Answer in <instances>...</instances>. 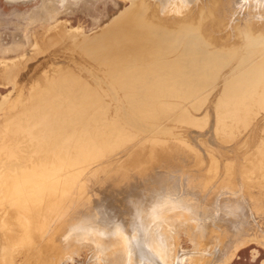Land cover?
Listing matches in <instances>:
<instances>
[{
    "label": "rangeland",
    "instance_id": "1",
    "mask_svg": "<svg viewBox=\"0 0 264 264\" xmlns=\"http://www.w3.org/2000/svg\"><path fill=\"white\" fill-rule=\"evenodd\" d=\"M222 1L226 2L227 0L226 1L221 0V3ZM236 1H237L236 3L230 4L229 8L227 9L228 15L225 17V20L223 22L213 21L214 22L213 23L208 21L206 27H201L199 24L197 25L196 23H194L190 27H187L185 25L186 19H188L186 16L190 14V12L189 9H187L188 12L183 11L185 14L181 12V8H183V4L181 0H27L18 3H13L9 0H0V118L7 113L11 105L19 97L25 94V88H24L25 84L36 73L37 68L39 67L38 66L39 60H41L42 57L51 54L52 51L53 54L58 55L61 59L59 60V62L61 61L60 65L57 68H55V76L56 79L59 80L57 82V85L54 86V91L52 93H48L47 91H45V93H42V95H40V96H44L42 103L39 104L36 103V106L34 107L32 106L30 109L27 110L28 111L26 114L27 117L25 116V118H23L21 127L19 128L15 137L13 138L14 140L13 139L11 140L10 143L11 150L15 152V154L17 155L14 157V159L11 158L12 161L9 159V162L11 163L8 162V165H17V163L19 162L18 166L25 168L23 169L24 173H29V168L31 167V164L33 163L40 164L41 161H43L42 160L43 158L41 157H44L46 155L45 150L47 152H52L53 154L62 153L66 155L69 154L73 155L75 153L74 150L73 152H71L72 147L70 148L67 145H64V147H62L63 144H61V142L59 141L61 139H58V137H56V134L53 136V134L56 132L55 130H57L55 128L59 127L57 126L56 123L59 120L58 119L59 116L53 114L54 110L58 112H63L66 109L68 111L71 109V107L74 108L76 107V105L78 106L80 102L87 103L91 99L93 102H95L94 99H96L97 100L96 104H98L99 106L94 108L93 105L90 106L91 108L90 107L87 108V112H89L92 116H90V118L88 117L86 119V122L81 124L79 129L81 127H84L83 133L84 135H86V137L84 136L85 138H87V136L92 137V135L95 134V129L97 130V134L100 136V142L97 141L94 137H92L94 138L93 143L97 149L94 147L95 148L94 150V148L91 147L93 151H90L89 149L85 148L86 149L85 152L88 151L87 154L85 153L86 156L91 152L92 154L93 153L96 154V156L99 153L98 154L99 158L96 156L93 157L92 159L94 161L91 159L89 160L86 159L88 166L87 163H85L82 169L81 167L78 169L80 170L79 173L73 175L72 178H68L67 182L62 180L64 178V176L62 175L65 174H58V176L54 174L56 177L62 176L61 178L59 177L60 180H57L59 178H54V176H49L53 179V181H51L52 179L49 177L47 179H44L45 176H43L42 178L37 176H29L38 183L39 189L48 190V191L53 189L52 193H54V196L51 198V202L49 203L46 202L47 204L43 203L40 205H36L39 208L37 209L40 211V213L48 212L50 210L47 218L42 219V222L40 218L37 217L34 218V215L30 214L31 212H29V209L31 211L36 210V208L32 207L33 204L28 205V203L30 202H26V201H25L26 203L24 202L23 204V202L19 201V198H17L16 195L20 193V191H17L15 186L18 189L19 188L29 189L32 188L36 184V182L34 183L25 182L21 178L19 184L15 183L13 179H16V176H10V174L1 171V169L3 168L2 166L3 165L6 166L7 164L6 161L8 160L5 159L3 153L0 152V264H62L64 257L72 254H78V258L75 260V264H90V258L96 254V249L94 247L95 240L93 239L88 238L87 241L78 240V242L72 240L67 245L68 253L65 254L64 256L56 252V250L58 249L57 245L60 244L59 242H60L61 234H63V236L65 235V233H62V231L63 229L67 230L65 228L66 222H69L71 220V222L86 223L85 218L89 217L88 215L89 210L87 208L88 203H84L85 201L84 196L94 195V200H95L96 198L95 196H97L96 192H100L101 188L99 187H101L102 184H104V186L102 185L103 186L102 189L103 188L109 189V183H107L108 185L106 184L108 187L107 188L105 186V183H103L104 182L103 177H106L110 180L114 177V181L117 180L116 182L122 184H125L127 181L129 180L131 181L133 179L132 180L133 185L135 181H138L140 186L143 187L144 181L142 180L141 177L149 176L150 174L152 176V174H154L155 172H156L155 173L156 176H165L164 177V181H166L164 182L165 184L167 182H172L173 184L175 181H177L178 187L175 188V192H176L175 195L176 194L177 195L176 196L172 195L170 193V190H168L167 185H164V187L160 191H158V194H155V198L156 196L158 198L160 194H164L167 197L166 198L161 197L162 199L159 197V200H157L158 202L156 201L157 203L153 202V200L152 201L150 200L152 203H154V205L153 204L151 205V202L145 203L144 205L149 208L147 209L146 207H144L142 209L143 206L141 207V216H140V221L138 223H139V228L141 230V234H143L142 233L143 230L145 229L147 230L149 227L152 226L153 224V221H151L152 217H154V215L157 214L156 210L158 206L159 207L161 206L160 203L162 202L161 204L163 205V210L158 208L159 209L157 210L159 211L158 214L160 213L169 214V216H173L174 219V227H173L174 229L170 230L169 228H167L165 233L166 242L168 241L167 246L171 251V256H173L172 264H181V262H178L179 257L180 258L184 257L182 264H197L200 263L201 260H203L205 257L206 258L203 261L210 263L211 261H213L214 255L223 253L227 243L232 244L234 252L232 254L231 260L226 264H264V209H263L264 208V201H263L264 200L263 197L264 196L263 194L264 193V188H263L264 162H261L264 159V154H263L264 153V117H263L264 115L261 114L262 109L264 111V108H262L261 113H259L260 112L259 98L261 100L262 97L264 98V91L254 90L249 86L248 87L243 86L242 87L243 90L241 89L240 91L242 93L240 94L239 92L240 96L238 95L237 101L228 98L229 99L228 101L230 102L229 104L228 101L226 102L228 106L225 104L227 107L225 106L226 110L225 109L223 110L225 111L229 110V112L228 111L227 112L229 114L231 113L230 116L233 113L235 114L236 110L238 112L242 109H243L242 111L249 113L247 107H251V106H248V104L245 105L247 100L249 102L253 101V104L254 102L256 103V100L259 101L258 103L259 107H257L259 108V110L257 108L256 109L259 111L258 113L260 114V117H258L259 114L256 112L257 110L253 111V107L251 109L252 111L250 110V112H253L251 113L252 115H249L250 117H248L247 113L245 114V112L244 113L238 112L236 113L237 115L235 114V116H238L239 114L241 115L242 113L246 115V117H244L245 122L242 121L243 123H241L240 121L241 119H243L241 117L245 115H242L241 117L239 115L238 116L239 118L237 117V120L240 119L238 120V122H240L239 124L243 125L245 123L244 126H241L239 124L235 125L236 123H238L237 120L236 122L233 121V123L235 122L233 124L234 126L231 125L232 122L230 123V121H232L233 119L235 120L236 118L235 117L233 118V116L232 117L227 116L229 114H226V116H221V115H225L226 113L225 111H224L225 113L220 115V113L223 112L222 109L220 112V108H224V107H221V104H223L221 102L222 100L218 99V96H216L217 94L220 95L221 94L220 92L224 91L227 88L226 86H228L232 82L238 81L242 77L246 75H250L253 72H256L254 71L255 69H258L257 71H259L262 70L264 67V61H263L264 60V49H263L264 48V14H263L264 6L258 5L257 0H236ZM140 3H142V5L144 6L148 5L147 9H144L146 7H143V9L141 10L143 12L142 13L143 20L140 21L141 22L140 24H143V22L146 25L149 24V22L147 21L148 17L152 16V18H154L155 16H159L158 14H161L160 15L161 19L159 17H155V21H156V28L154 27L155 31L153 33H149L153 35L152 38L153 37L155 39L158 38L156 39L158 42L154 38L153 39L150 38L147 41V39L145 38H147L148 36L150 37V35L147 34L144 40H142L143 43L141 42V45L137 47L139 50H137L135 49V47L133 48V41L137 39L134 30L137 32L140 24L137 23V21L135 22L131 21V23H127L126 20L127 18L131 17L134 14L135 9L139 6ZM180 4L182 6H180ZM176 7H180V8H176ZM154 9L156 10L158 9V10L156 11ZM173 10L181 13L180 14L177 13L178 16L177 15L175 16ZM167 11H169V16ZM171 13L174 14L172 15ZM183 37H185V39L187 38L188 39L185 40L183 39ZM162 38L165 39L163 40L164 47H162V42L161 43L159 42V39L161 41ZM178 38L180 40H178ZM197 38L198 40L199 39L200 40L198 41ZM182 39L183 41L185 40L184 43ZM191 40H193V43ZM166 41L169 42L167 43ZM195 42L197 44L196 46L194 44ZM165 43H167V45L169 44L170 47H168ZM182 43L183 45H181ZM188 43L189 46L187 47ZM190 43L192 44L191 50L189 48L191 46ZM200 44L201 45L204 44V45L201 46ZM171 45L174 46L172 47ZM179 46H181V51H179L180 48ZM165 47L167 48V50L171 49L172 47V50L174 49L173 51H175V48L179 47L178 48L179 52L175 51L178 53L177 54L172 50L165 51L166 50L164 49ZM197 47H199L200 50ZM131 48L138 51L136 52L135 55L136 57L133 56L135 54L134 53L135 50L133 51ZM193 48H195V50H193ZM162 49L164 50L165 53H159V51L162 52ZM186 49L188 52H185ZM129 50H132L131 53L132 57L135 58L130 59L131 58L130 57L129 60H127L125 56ZM142 51L144 53H142ZM156 51H158L157 53L159 54H157ZM147 52L149 53V55H147L148 54ZM137 53L138 54L141 53L144 56L142 57L141 55L140 57L138 56ZM152 53L154 54L152 55ZM183 54L185 55V57ZM194 54L196 56H191ZM181 55H183V57ZM120 60L121 62L122 60H125V62L123 61V65L120 62ZM203 60L204 63L205 61L207 63L204 64ZM214 60L217 61L218 65ZM117 62H120V65ZM208 62L214 64L211 65L208 64ZM110 63L111 65L113 63L114 64L117 63V65L115 64L116 65L115 66L113 64L111 66L109 65ZM239 63H241V65ZM95 65H97L98 67ZM77 66L79 67L76 68ZM107 66L111 70L107 74H109L113 82L116 81L115 78H117L118 75H119L118 78H120L122 75H124V73L125 75L123 76V82L125 81V79L127 81L129 80L133 82L131 83L132 86L128 91L125 88V84L121 88L122 92H120V90L118 89L117 90L111 89V86L107 84L109 81L108 77L105 80L107 74L105 77H103L105 74L103 72H105V70L108 68ZM214 66L217 67L214 68ZM218 66H220L219 70H218ZM222 66L224 69L222 68ZM101 67L102 68L105 67L103 71L101 72L96 71V68H101ZM118 67L122 68V69L119 68L121 70L122 75H120V70L116 69ZM124 67H126L127 69H125ZM73 68H75L76 70V76L78 77V81L76 76L74 77L71 76L70 71ZM116 70L118 72H116L115 74L114 72ZM131 70L133 73L131 72ZM137 70H140L141 73L140 77L138 75L139 71ZM216 70L217 72L218 71L220 72L217 74ZM211 71H215V72L212 73ZM143 72L144 75L142 76ZM202 72L205 73L203 74ZM231 72L233 73L231 74ZM241 72L243 73L240 74ZM234 75L236 80L234 78ZM200 76L202 79L205 77L204 79L206 81L208 80L207 82H204L205 80L203 79L204 80L203 83H205V86L207 87V85H209L207 88H204L202 86L203 88L202 89L201 86H199L200 84L201 85L203 84L199 82V80H202ZM208 76L210 77V79H208L209 78ZM216 76L219 78H217ZM72 77L73 78L76 77V78L73 79ZM100 77L103 81L99 79ZM182 77L184 78L182 79ZM214 77L216 78V80L213 79ZM193 78L196 79L197 83ZM75 80L80 84H78ZM111 80L109 81V83L112 82ZM190 80L193 81L190 84L195 83L197 85L199 83L197 87L199 86V88H201V90L203 91L198 93L200 89L197 90L198 91L197 92L195 90L197 88L196 85L189 84V82H191ZM211 80H213V82ZM71 81L72 82L74 81L75 83L74 82L72 83ZM209 81H211L212 83ZM76 83L77 85L74 88V85ZM104 83L107 84L106 85L107 88L105 87ZM69 84L72 86H70ZM66 85L69 86V88L72 87L71 88L72 91ZM188 85H190L191 87L193 86V88L195 86V89L192 88L193 89V92L191 91L192 93H189L190 92L189 89L191 87L189 86L190 87L189 88ZM77 87L81 89L78 90ZM82 87L85 88L83 89ZM223 87L224 89H222ZM123 90L126 91L124 92ZM218 90L219 93H217ZM252 90L256 91L257 93H254V91ZM115 91H117L118 93ZM248 92L252 95L251 100L247 96L243 97L247 95ZM60 93L61 96H59ZM102 93L104 94L106 93V94L105 95L103 94L104 95L103 96ZM188 93L189 95L194 94L195 96L194 95L187 96ZM70 94L71 95L76 94V95L72 97ZM95 94L99 95L100 97L96 96ZM210 94L212 97H209L207 102L206 96ZM213 95H215L216 99L218 100L216 103H214V101L216 100ZM101 97L103 101H101ZM73 98L75 99L74 101ZM243 98L246 100H244ZM50 99L54 101V104L52 100L50 101ZM204 99L206 102H204ZM240 100H243L245 102L242 103V105H244L243 107L242 105L239 106L241 104ZM200 101H203V106L208 111H206L204 107L200 105L201 103ZM219 101L221 102L220 108H218ZM51 102L53 105L50 104ZM198 102L200 108H203L204 111L206 112H204L203 109L199 111L198 108H197L198 110L195 109L193 111L192 108L198 105ZM209 103L211 105H209ZM213 103L218 104L217 105L218 107L215 105V108L217 107L216 109L213 107L214 106ZM68 105H70L69 106L70 109L68 107H65ZM237 106L240 107L239 110L237 109L238 108ZM255 107L256 106H254V108ZM211 108L214 109L212 110ZM45 109H49V110L47 111ZM217 109L219 110V113H217L218 112ZM191 110L193 111V113ZM196 110L197 113L202 111L201 113H199L200 115L204 112V116L209 117V118L207 117L208 121L207 122L205 121V126H202L203 124H201L200 128L198 125L197 127H195L197 122L200 125V123H203L204 122L203 120H207V118H204L202 114L201 115L202 117H200V119L198 117L197 119L196 117L197 113H195ZM214 110L218 114V116L219 115L221 116V119L224 118L225 120L224 123L222 122L223 120L220 121L221 119L217 115L216 117L218 118L215 117L216 119H213L215 116V115L212 116ZM187 111L188 112L190 111L192 113V117L190 116L191 114L190 112L189 115L186 114L188 113ZM94 112H97L98 115H96ZM255 112H256V116L254 115ZM193 115H196L194 117L195 119L193 118ZM34 116L36 117L34 118ZM50 116L52 117L49 119ZM253 116L256 117L257 120L256 122H253L255 121ZM225 117L229 118V119L227 118L229 120V123L227 122L228 120H226ZM252 117L253 119H251ZM262 117L263 119H261ZM55 118L57 119L56 121H53L54 122L53 123L52 120H54ZM189 118L190 119L192 118L195 121H192V119L190 120ZM188 119L192 123H190ZM24 120L26 121L24 122ZM185 121L188 123H186ZM34 122L36 127L32 126L34 125ZM50 122H51L50 126L51 125L54 126V124L56 125L54 126L55 128L52 127L53 128L52 129L49 126L48 123ZM215 122L219 123L217 125H219L221 131L224 130V127H226L224 133L221 134V131L219 133V128L216 127L217 125ZM27 123L29 124L27 125ZM36 123L40 125H37ZM221 123H223L224 126ZM253 123L256 125H252ZM220 125H222V127H220ZM257 125L259 127H257ZM188 126H190L189 128L192 127V129L189 130V134H190V135L188 134L189 137H193L197 135L196 137L191 138L192 141L188 139L189 137L187 138V131H188L187 128H186V132L185 131L184 133L182 132V130H185V127ZM30 127L32 128L34 127L33 130H31ZM114 127H118L121 130L123 139H121V136H119V132L118 133L112 132L111 136L113 137L114 140L109 142L110 131ZM193 127H195L196 129L194 130ZM201 127L202 129L203 127H207V128L205 130L203 129L204 132H202L203 130L201 131ZM232 127L234 129H232ZM237 127H239V129H237ZM252 127L254 128L253 131H252ZM44 128H47L48 130L52 129L53 130L52 132L55 131L53 134L52 132L51 133L49 132L52 135L53 138L52 137L51 138L53 140L49 138L51 135H48L49 133H47V130ZM197 128H199L200 130ZM211 128L217 131L215 132L211 130ZM249 128L251 130H249ZM34 130L37 132H35ZM193 131H195L194 133L196 135L194 133H191ZM205 131L207 135L205 134ZM212 132H214V134ZM24 133L26 135L25 137H24ZM36 133H38V135H36ZM21 134H23V136ZM32 135L33 137L31 138L33 139H30V136ZM40 136H42V138ZM27 137H29L30 141L31 140L34 141V142L32 141V143L36 145L37 143H39L38 145L39 146L42 145V146L41 147L36 146L37 148L36 147L34 148L35 145H32L33 149L34 150L36 149V152L32 149H31L32 152H30L28 149L32 148V146H30L29 144L32 143L27 139ZM35 137L37 139H35ZM39 137L43 142H45L46 139L45 143H48L49 140L51 139L49 143L52 144L54 143L52 145L53 148L51 146V148L49 149L50 144L41 143L42 142L41 140L38 142ZM162 137L165 140H163ZM155 138L157 139V141ZM221 138L222 141L224 140L223 142L221 141ZM34 139L36 140L37 143L35 142ZM159 139H162L163 141ZM184 140L187 142L183 143ZM20 141L23 143L26 141L25 145ZM151 141L152 142L155 141V142L152 144L150 143ZM199 142H201V145ZM216 142L218 143V145ZM176 143L179 144L177 146L181 147V150L183 146L182 144H188V143L189 145L191 144L190 151L192 149L195 150L196 151L195 154L192 152L189 154L188 153L189 151L187 150L189 149V147L186 148L189 145H184V148L186 149L183 148V150L184 152L188 151L187 152L188 154L186 153L184 156L183 151H181L182 153L178 151V149L180 150V148H177L176 150V147L175 148L173 147V149L176 150L175 154L177 153L180 154H177L178 155L177 157L174 156L175 154L171 155L172 157L169 156L170 154H173L172 148L170 147H172L173 145L176 146ZM11 144H13V146ZM43 145L45 146L49 145V146L43 148L44 149L43 151L42 149ZM59 145L61 147H59ZM194 145H196L197 147L195 148ZM55 146L56 148H54ZM17 147L20 148L18 149ZM25 147L26 150L29 152H26ZM148 147H150V149ZM155 147L156 149H158V151L160 150L162 152L161 153L159 151L161 154L159 153L160 156L158 157H156L155 155V153L158 152L155 149ZM209 147L211 149H208ZM21 148L24 149L22 150ZM40 148L42 149V152H44L43 153L44 155L41 153ZM168 148L169 150H171L169 151V153L167 152ZM38 149L40 150L37 151ZM150 150L153 154H150L151 153ZM16 152H18L19 154ZM21 152L24 154H22ZM33 153H37L38 155H40L41 153L42 155L41 156H38L37 154L32 155ZM92 154H90L89 156L92 157ZM260 154H263V157L260 156ZM149 155H152L153 158L155 156L154 159L152 158L153 161H156L157 159L159 161L153 162L151 161V159L147 160V158L151 157ZM89 156L87 158H89ZM188 156H190V158ZM257 156H260V158L262 157L261 161L260 158ZM16 157L18 158V160ZM28 157L32 158V163H31V159H28ZM173 157L174 159H172ZM186 157L188 158L186 159ZM36 158L39 160L34 161ZM110 158L113 159L110 160ZM139 159L140 160L142 159L143 163H141ZM131 160H133L136 163V165H137L136 160L139 161L140 164L138 163V165L135 166V163L132 162ZM149 160L150 162H148ZM176 160L178 161L176 162ZM253 160L257 162L254 163L255 161ZM258 160L260 161V163L258 162ZM27 161L30 162L31 164L30 163L28 164ZM251 161H253V163ZM14 162L17 163L14 164ZM129 162H131L132 166L129 165ZM147 163L150 166L149 168ZM133 166H135L134 168L137 169L136 171L135 169H133ZM124 168L126 169L124 170ZM152 168L153 171H151ZM138 170L141 173H139ZM128 171L129 173L130 172L131 173L130 174L126 173ZM69 173L70 172H67V174ZM254 173H257L256 176ZM125 174L129 178L131 177L132 178L131 179L128 178V180L126 179L127 181L120 178L125 176ZM54 180L56 181L54 182ZM70 180H72L74 188L72 189L70 187L67 190V185ZM195 181L196 183L199 182L200 184L198 186L197 185L195 186L194 184ZM100 182H102L101 185H98ZM94 186H97L99 190L97 187L94 188ZM201 186H204L205 188L203 187L202 189H200ZM82 187L84 190L83 195L79 194L80 192L75 191V190H81ZM124 187H125L124 189H126V186ZM34 189L36 188L32 189L31 191L33 193L32 195H37L38 193L34 192L33 191ZM173 189L174 187L171 188V190ZM126 190H125L126 195H123L122 199L121 198H118V200L116 199L117 208L121 209L122 211L126 209L127 204L129 208L131 204L135 206L134 203L137 202V198L139 195L138 190L133 192H129L128 190L127 191ZM122 191L124 192V190ZM143 195L144 198L151 199L150 194L146 189L143 190ZM127 196L130 197V200ZM180 198L182 199L180 202L181 204L178 203V199ZM248 199L249 201L247 202ZM126 200L127 201L129 200L128 201L129 203ZM16 201L19 202V203L17 202L18 204L22 203L23 205L20 204L21 207L17 206L18 204L16 203ZM170 202L173 204H170ZM174 202L177 203L174 204ZM207 203H210L211 206ZM155 205L157 208L155 207ZM176 205H181L182 208L177 207ZM202 205L203 207H201ZM212 205H215V207ZM217 205L219 206L220 209L218 208ZM205 206L206 208H204ZM27 207H29V209H27ZM136 207L137 206H135L134 208L136 209ZM12 208L15 209L13 210V213H11ZM135 209H133V207L131 208V210H135ZM224 209L229 211V213L227 214V211H225ZM229 209L232 211L233 214H231V211ZM251 209L254 210L255 213ZM212 210L213 211L216 210V212L215 211L213 212ZM217 210H218V214H217ZM26 213L28 214L26 215ZM180 213H185L186 215H188L189 218H191V220L187 219L184 215H180ZM207 213L209 214L213 213V215L211 214L210 215L213 217L215 215L216 219L215 218L213 219ZM222 213H223V217H225L226 220L225 218L223 219L222 215H220ZM236 214L237 216L234 217L233 215ZM218 215H220L219 218H217ZM231 215H232V219H231ZM98 216L100 218L99 214ZM205 216L208 217V219ZM145 217L147 218L146 219L147 221L145 220ZM198 217L201 218L204 217L203 219L204 223L203 221H200L201 218ZM209 217H211V219ZM221 217L223 220H225V222H223L222 219L220 220ZM168 218H172V217H168ZM233 219H236L235 223ZM213 220L214 221L217 220V221L214 222ZM239 220H241L243 223V227H244V229H242L243 232L238 227V223L240 222ZM208 221L210 222L207 223ZM236 221H238V223ZM146 222L150 223V224L148 223V227H146L147 224ZM216 222L217 225L215 224ZM53 224L55 225L56 229L60 232H57V234L52 237V229L54 228ZM142 224L146 228L145 227L143 228ZM202 225H204V228L202 227ZM205 225H207V228ZM213 226L215 227L213 228ZM218 226H220V230L218 229L219 228ZM47 231H49V233ZM212 234L215 235V237ZM216 234L219 235V237ZM246 234L248 235V237L246 236ZM249 234H253L255 239H252L253 237H250ZM189 236L192 238H190ZM230 236H232L233 238ZM241 236L243 237L240 238ZM132 238L134 237L132 236ZM193 238H195L194 241ZM141 240L142 238L140 237V241ZM218 241L223 243L224 246L219 247ZM237 241L240 242L238 246H236L235 244ZM141 242L142 244H144L143 243L144 241ZM125 252L126 250H124L123 252L124 255ZM124 255L122 257L120 255H115V254L112 255L111 257L107 256L106 264H124ZM115 259H118V261H116ZM188 260H190L191 263ZM64 264H68V261L64 260Z\"/></svg>",
    "mask_w": 264,
    "mask_h": 264
},
{
    "label": "bare ground",
    "instance_id": "2",
    "mask_svg": "<svg viewBox=\"0 0 264 264\" xmlns=\"http://www.w3.org/2000/svg\"><path fill=\"white\" fill-rule=\"evenodd\" d=\"M9 1H11V2H13V3H18V2H23V1H27V0H9ZM224 1H226V0H224ZM138 2V1H137ZM181 2H182V0H181ZM237 1L235 0H227L226 2H223L222 1V3H221V0H191V7L190 8H188L189 9V12H190V14H188L186 17L188 18V19H186V26L187 27H190V26H192L194 23H196L197 25L199 24L201 27H206V25H207V23H208V21L209 22H213V21H220V22H223L224 20H225V17L228 15V8H229V6H230V4L231 3H236ZM253 2V1H252ZM133 3H134V1H133ZM179 5V4H178ZM177 5V6H178ZM180 6H182L181 4H180ZM143 7H146V8H144V9H147L148 8V5H146V6H144V5H142V3H140L139 4V6L135 9V12H134V14L131 16V17H129V18H127V20H126V22L127 23H131V21L132 22H135V21H137V23H141L140 21L141 20H143V17H142V9H143ZM154 8V7H153ZM176 8H180V7H176ZM182 9V8H181ZM130 10V9H129ZM154 10H156V9H154ZM158 10V9H157ZM156 10V11H157ZM174 11V10H173ZM172 11V12H173ZM166 12V11H165ZM168 12V16H169V11H167ZM181 12H183V11H181ZM180 12V13H181ZM186 12H188L187 10H186ZM239 12V11H238ZM152 13V12H151ZM175 13V14H174ZM174 13H171L172 15L174 14L175 16L177 15L178 16V14L177 13H179V12H176V11H174ZM179 13V14H180ZM184 13V12H183ZM263 13V12H262ZM185 14V13H184ZM264 14V13H263ZM262 14V15H263ZM154 15H155V13H154ZM153 15V16H154ZM159 16H155V17H159L160 19H161V14H158ZM143 16H144V14H143ZM165 16V15H164ZM182 16V15H181ZM185 16V15H184ZM155 17L154 18H152V16L151 17H148V19H147V21L149 22V24H144V22H143V24H140L139 25V28H138V30H137V32L134 30V32L136 33V40H134L133 41V48L135 47V49H137V50H139L137 47L139 46V45H141V42L143 43V41L142 40H144V38L147 36V34H149V33H153L154 31H155V28H156V21H155ZM169 18V17H168ZM170 18H172V17H170ZM166 19V18H165ZM178 19V18H177ZM183 20V19H182ZM229 20V19H228ZM230 21V20H229ZM177 22V21H176ZM214 23V22H213ZM195 24V25H196ZM155 27V28H154ZM254 30V29H253ZM61 32V31H60ZM188 33V32H187ZM173 34H174V32H173ZM194 34V33H193ZM80 35H82V34H80ZM142 35V36H141ZM150 35V37L148 38H145V39H147V41H148V39H150V38H152V36L153 35H151V34H149ZM77 36V35H76ZM172 36V35H171ZM191 36V35H190ZM173 37V36H172ZM181 37H182V35H181ZM154 38V37H153ZM152 38V39H153ZM161 38V37H160ZM169 38V37H168ZM167 38V39H168ZM187 38V37H186ZM155 39V38H154ZM156 39H158V38H156ZM155 39V40H156ZM166 39V40H167ZM171 39H173V38H171ZM183 39H185V37H183ZM183 39H182V41H183ZM188 39V38H187ZM187 39H185V40H187ZM193 39V38H192ZM163 40H165V39H161V41H160V39H159V42L161 43L162 42V47H164L163 46ZM170 40V39H169ZM178 40H180L179 38H178ZM184 40V41H185ZM197 40H198V38H197ZM200 40V39H199ZM198 40V41H199ZM251 40H252V38H251ZM157 41V40H156ZM175 41H176V39H175ZM181 41V42H182ZM184 41H183V43H184ZM192 41V43H193V40H191ZM202 41V40H201ZM259 41V40H258ZM64 42V41H63ZM66 42V41H65ZM158 42V41H157ZM167 42V41H166ZM169 42V41H168ZM167 42V43H168ZM189 42V41H188ZM150 43V42H149ZM148 43V44H149ZM167 43H165L166 45H167ZM183 43L181 44V45H183ZM186 43H187V41H186ZM199 43V42H198ZM60 44V43H59ZM58 44V45H59ZM172 44H174V43H172ZM176 44H177V42H176ZM191 44V43H190ZM195 44V46L197 45L196 44V42L194 43ZM246 44V43H245ZM258 44V43H257ZM64 45V44H63ZM153 45V44H152ZM180 45V44H179ZM186 45V44H185ZM201 45V44H200ZM204 45V44H203ZM203 45H201V46H203ZM252 45V44H251ZM168 47H170L169 46V44L167 45ZM166 46V47H167ZM172 46V45H171ZM174 46V45H173ZM172 46V47H173ZM176 46V45H175ZM189 46V43H188V45H187V47ZM194 46V47H195ZM206 46V45H205ZM256 46V45H255ZM58 47V46H57ZM148 47V46H147ZM164 48V49H166L165 51H170V50H172V47H171V49H168L167 50V48ZM177 47V46H176ZM180 47V48H179ZM178 48H179V51H181V46H179ZM144 48H145V45H144ZM160 48V47H159ZM158 48V49H159ZM178 48H175V51H178ZM190 48V50H191V48H192V44H191V46L189 47ZM196 48V47H195ZM195 48H193V50H195ZM198 49H199V47H197ZM251 48V47H250ZM132 49V48H131ZM135 49H132L133 51L135 50ZM161 49V48H160ZM264 49V48H263ZM50 50H51V48H50ZM132 50H129L128 51V53H126V58H127V60H129V58L130 59H132V58H135L136 56V52H138V51H136L135 50V54L133 55V56H135V57H132ZM174 50V49H173ZM172 50V51H173ZM200 50V49H199ZM259 50V49H258ZM54 51V50H53ZM159 51V50H158ZM158 51H156V53L158 52ZM171 51V52H172ZM175 51H173V52H175ZM178 51V52H179ZM249 51V50H248ZM125 52V51H124ZM126 52H127V50H126ZM185 52H188L187 51V49H186V51ZM247 52V51H246ZM142 53H144L143 51H142ZM148 53V52H147ZM156 53H155V55H156ZM159 53H165L164 52V50L162 49V52L161 51H159ZM159 53H157V54H159ZM168 53V52H167ZM175 53H177V52H175ZM138 54V53H137ZM154 53H152V55H153ZM172 54V53H171ZM178 54V53H177ZM200 54V53H199ZM198 54V55H199ZM141 55H142V57L144 56L143 54H138V56H140L141 57ZM147 55H149V53L147 54ZM150 55H151V53H150ZM166 55V54H165ZM184 55V54H183ZM183 55H181L182 57H183ZM186 55H188V54H186ZM197 55V56H198ZM251 55V54H250ZM124 56V55H123ZM191 56H196L195 54L194 55H191ZM249 56V55H248ZM120 57V56H119ZM184 57H185V55H184ZM190 57V56H189ZM244 57V56H243ZM161 58V57H160ZM205 58V57H204ZM141 59V58H140ZM143 59V58H142ZM148 59V58H147ZM157 59V58H156ZM219 59V58H218ZM224 59V58H223ZM239 59V58H238ZM238 59H236V60H238ZM59 60H61L60 59V57L58 56V55H56V54H53L52 53V51H51V54H49V55H46V56H44V57H42L41 58V60H39V63H38V68H37V71H36V73L30 78V80L25 84V94L24 95H22L21 97H19L12 105H11V107L9 108V110L7 111V113L5 114V115H3L1 118H0V152H2L3 153V155H4V157H5V159H7L8 161H6L7 162V164H6V166H2L3 168L1 169V171H4V173H8V174H10V176H16V179H13V181L15 182V183H18L19 184V182H20V180H21V178L23 179V181H25V182H36V181H34V179H32V178H30L29 176H37V177H43V176H45V178L44 179H47L49 176H54V178H59V177H56L54 174H56L57 176H58V174H65V175H62V176H64V178L62 179L63 181H65V182H67L68 181V178H72L73 177V175H75V174H78L79 173V171L80 170H78L80 167H81V169H82V167H84V165H85V163H87L86 162V159H91V160H93L92 158L93 157H95L96 156V154H92V152L90 153V154H92V157H90L89 155L90 154H88L87 156L85 155V153L87 154V152H85V148H87V149H89L90 151H93V149L91 148V147H95V145H94V143H93V141H94V138L97 140V141H99L100 142V136L97 134V130L95 129V134L94 135H92V137H94V138H92L91 136L89 137V136H87V138H85L86 137V135H84V127H81L80 129H79V127L81 126V124H83L84 122H86V119L89 117L90 118V116H92L89 112H87V108H89L90 106H93L94 105V108L95 107H97V106H99L98 104H96V102H97V100L96 99H94L95 100V102H93L92 101V99L91 100H89V102H85V103H81L80 102V104L77 106L76 105V107H74V108H72L71 107V109L69 108V106L71 105H68V106H65V107H68L70 110H66L65 108V110L63 111V112H58V111H55L54 110V112H53V114H55L56 116H59V122L57 121L56 123H57V126H59L58 128H55L54 126H56L55 124H54V126L53 125H51L50 126V124H51V122L50 123H48L49 124V126L52 128V127H54L55 129H57V130H55L54 132H52L53 130V128L49 131L47 128H44V129H46L47 130V133H51L52 132V134H53V136L56 134V137H58V139H61V140H59L60 142H61V144H63V146L62 147H64V145H67L68 147H72V150H71V152H73V150H74V154L73 155H66V154H62V153H60V154H57V153H52V152H47L46 150H45V153H46V155L44 156V157H41V158H43L42 160L43 161H41V163L40 164H36V163H33V164H31L32 163V158H29L28 157V159H31V163L30 162H28V164L30 163L31 164V167L29 168V173H24V171H23V169H25V168H22L21 166H18V163L17 162H14V164L15 163H17V165H8V162H9V159L11 160V158H13L14 159V157L17 155V154H15V152H13L12 150H11V146H10V143H11V140L15 137V135H16V133H17V131L19 130V128L21 127V124H22V120H23V118H25V116H26V114H27V110L28 109H30L32 106L34 107V106H36V103L37 104H39V103H42V101H43V97L44 96H40V95H42V93H45V91H47L48 93H52L53 91H54V86H56L57 85V82H58V80L56 79V76H55V68H57L59 65H60V62H59ZM191 60V59H190ZM193 60V59H192ZM206 60V59H205ZM216 60V59H215ZM214 60V61H215ZM222 60V59H221ZM220 60V61H221ZM249 60V59H248ZM123 61L125 62V60H122V62H121V60H120V62L122 63V65H123ZM194 61V60H193ZM198 61V60H197ZM207 61H210V60H207ZM229 61V60H228ZM234 61V60H233ZM261 61V60H260ZM264 61V60H263ZM100 62V61H99ZM120 62H117L119 65H120ZM202 62V61H201ZM210 62H213V61H210ZM216 62V64H217V61H215ZM117 63H115L116 65H117ZM186 63V62H185ZM184 63V64H185ZM203 63H204V60H203ZM205 63H207L206 61H205ZM204 63V64H205ZM227 63V62H226ZM230 63H232V62H230ZM244 63V62H243ZM114 64V63H113ZM112 64V65H113ZM114 64V65H115ZM192 64V63H191ZM195 64H197V63H195ZM208 64H211V65H213L212 63H209L208 62ZM215 64V65H216ZM225 64V63H224ZM240 65H241V63H239ZM98 65V64H97ZM97 65H95V66H97ZM102 65V64H101ZM100 65V66H101ZM108 65V64H107ZM109 65H111V63L109 64ZM111 65V66H112ZM115 65V66H116ZM202 65V64H201ZM218 65V64H217ZM263 65V64H262ZM110 66V67H111ZM139 66V65H138ZM194 66V65H193ZM209 66V65H208ZM221 66V65H220ZM220 66H218V70H219V68H220ZM232 66V65H231ZM237 66V65H236ZM79 66H77L76 68H78ZM98 67V66H97ZM108 67V66H107ZM199 67V66H198ZM211 67V66H210ZM210 67H208V68H210ZM215 67H217V66H214V68ZM234 67V66H233ZM252 67V66H251ZM250 67V68H251ZM256 67V66H255ZM95 68V67H94ZM105 68V67H104ZM104 68H96V71H99V72H101V71H103L104 70ZM122 69L121 67H118V68H116L117 70L118 69ZM125 69H127L126 67H124ZM129 68V67H128ZM202 68H204V67H202ZM213 68V69H214ZM222 68H223V66H222ZM230 68V67H229ZM237 68V67H236ZM242 68V67H241ZM258 68V67H257ZM119 69V70H120ZM198 69V68H197ZM199 69H201V68H199ZM224 69V68H223ZM240 69V68H239ZM238 69V70H239ZM247 69V68H246ZM115 70V69H114ZM115 71L114 73L116 74V72H118V71ZM195 70H196V67H195ZM205 70H207V69H205ZM258 69H255L254 71H256V72H253L252 74H250V75H246V76H244V77H242L241 79H239L238 81H234V82H232L231 84H229L228 86H226L227 88L224 90V91H222V92H220L221 94L220 95H216V96H218V99H220V100H222L221 102L223 103V104H221V107H224V108H220V101H219V107L217 106L218 104H214V103H216L218 100L216 99V97H215V95H213L214 96V98H215V100L216 101H214V108H215V105L218 107V108H220V112H221V109L223 110V109H225L228 105L226 104V102L229 100L228 98H230L231 100H238V95H239V92L241 91V89L243 90V86H249L250 88H252V89H254V90H263L264 91V67H263V69L262 70H259V71H257ZM111 70L109 69V67L105 70V72H103V73H105L104 74V76L103 77H105L106 76V74L107 73H109ZM137 71H139V73H138V75H139V77L141 76V73H140V70H137ZM162 71V70H161ZM237 71V70H236ZM235 71V72H236ZM71 76H76V70H75V68H73L71 71ZM131 72H132V70H131ZM130 72V73H131ZM201 72V71H200ZM212 73L213 72H215V71H211ZM220 71H218L217 72V70H216V73L218 74ZM228 72H230V71H228ZM235 72H234V74H235ZM128 73V72H127ZM133 73V72H132ZM194 73V72H193ZM203 73V72H202ZM205 73V72H204ZM203 73V74H204ZM207 73V72H206ZM222 73H224V72H222ZM222 73H220V74H222ZM233 72H231V74H232ZM243 72H241L240 74H242ZM200 74V73H199ZM209 74V73H208ZM216 74V75H217ZM230 74V73H229ZM237 74V73H236ZM9 75V74H8ZM120 75H122V73H121V70H120ZM124 75H125V73H124ZM124 75H122L120 78H118L119 77V75H118V77L117 78H115L116 79V81L115 82H113L112 80H111V78H110V76H109V74H107V76L105 77V80H106V78L108 77V80L110 81H112V82H110L109 83V81H108V83L107 84H109L110 86H111V89L112 90H120V92H122L121 90V88H122V86L125 84V88L127 89V91L131 88V86H132V84L131 83H133V82H131V81H127L126 79H125V81L123 82V76ZM144 75V72L142 73V76ZM180 75V74H179ZM114 76V75H113ZM117 76V75H116ZM115 76V77H116ZM218 76V75H217ZM216 76V77H217ZM223 76H224V74H223ZM222 76V77H223ZM238 76V75H237ZM72 77V78H73ZM77 77V76H76ZM75 77V78H76ZM176 77V76H175ZM194 77V76H193ZM207 77V76H206ZM209 77V76H208ZM240 77H241V75H240ZM75 78H73V79H75ZM130 78V77H129ZM164 78V77H163ZM184 77H182V79H183ZM195 78V77H194ZM193 78V79H194ZM200 78H201V76H200ZM205 78V77H204ZM203 78V79H204ZM212 78V77H211ZM217 78H219V77H217ZM234 78H235V75H234ZM99 79H101V77L99 78ZM118 79V80H117ZM192 79V78H191ZM202 79V78H201ZM199 80V82L200 83H203V81L205 80ZM208 79H210V77L208 78ZM213 79H215L216 80V78L214 77ZM102 80V79H101ZM188 80V79H187ZM186 80V81H187ZM195 80V82H196V79H194ZM198 80V79H197ZM218 80V79H217ZM235 80H236V78H235ZM76 81V80H75ZM77 81H78V77H77ZM76 81V82H77ZM83 81V80H82ZM98 81H100V80H98ZM103 81V80H102ZM178 81V80H177ZM185 81V82H186ZM191 82H189V84L190 83H192L193 81L192 80H190ZM202 81V82H201ZM208 81V80H207ZM206 80L204 81V82H207ZM212 82H213V80H211ZM211 81H209V82H211ZM6 82V81H5ZM72 82V81H71ZM74 82V81H73ZM72 82V83H73ZM80 82V81H79ZM84 82V81H83ZM82 82V83H83ZM180 82V81H179ZM211 82V83H212ZM75 83V82H74ZM78 83V82H77ZM77 83L74 85V88H75V86L77 85ZM197 83V82H196ZM71 84V83H70ZM69 84V85H70ZM78 84H80V83H78ZM85 84V83H84ZM83 84V85H84ZM105 84V83H104ZM107 84H105V87H106V85ZM187 84V83H186ZM193 84H195V83H193ZM193 84H190V85H193ZM199 84V83H198ZM197 84V85H198ZM204 84V85H203ZM202 85L200 84L199 86H201V88H202V86L204 87V88H207L209 85H207V83H206V85H207V87L205 86V83H203ZM210 84V83H209ZM6 85H8V84H6ZM89 85V84H88ZM95 85V84H94ZM93 85V86H94ZM97 85V84H96ZM99 85V84H98ZM190 85H188V87L190 86ZM196 85V84H195ZM197 85H196V87H197ZM61 86V85H60ZM67 86V85H66ZM70 86H72V85H70ZM91 86V85H90ZM199 86L195 89V86H194V88H193V86L189 89L190 90V92L189 93H192L193 92V89H195L196 91L197 90H199V92L198 93H200L201 91H203V90H201V88H199ZM68 88H69V86H67ZM79 87H80V85H79ZM79 87H77L78 88V90L79 89H81V88H79ZM66 88V87H65ZM72 88V87H71ZM71 88H69L71 91H72V89ZM83 88V87H82ZM85 88V87H84ZM83 88V89H84ZM107 88V87H106ZM184 88V87H183ZM193 88V89H192ZM203 89V88H202ZM222 89H224V87L222 88ZM221 89V90H222ZM244 89H245V87H244ZM64 90H66V89H64ZM63 90V91H64ZM69 90V91H70ZM106 90V89H105ZM149 90V89H148ZM194 90V91H195ZM206 90V89H205ZM220 90V91H221ZM248 90V89H247ZM250 90V89H249ZM254 90H252V91H254ZM74 91H75V89H74ZM76 91H77V89H76ZM124 91V90H123ZM126 91V90H125ZM124 91V92H125ZM192 91V92H191ZM251 91V90H250ZM115 92H117V91H115ZM245 92H247V91H245ZM244 92V93H245ZM62 93V92H61ZM61 93H60V95L59 96H61ZM70 93V92H69ZM75 93V92H74ZM79 93V92H78ZM82 93V92H81ZM95 93V92H94ZM107 93V92H106ZM105 93V94H106ZM118 93V92H117ZM189 93H188V95L187 96H193L194 94H195V92H194V94L193 95H189ZM217 93H219V90H218V92ZM242 92H240V94H241ZM249 93V92H248ZM247 93V95H245V96H243V97H248L250 100H251V98H252V95L249 93L248 94ZM253 93V92H252ZM254 93H257L256 91H254ZM253 93V94H254ZM63 94V93H62ZM66 94V93H65ZM68 94V93H67ZM77 94V93H76ZM76 94H74V95H76ZM104 93H102V95H103ZM104 94V95H105ZM216 94V93H215ZM263 94V93H262ZM64 95V94H63ZM63 95H62V97H63ZM71 95V94H70ZM74 95H71L72 97H74ZM96 96H99V95H97V94H95ZM103 95V96H104ZM198 95V94H197ZM251 96V97H249V96ZM58 96V95H57ZM67 96V95H66ZM93 96V95H92ZM195 96V95H194ZM240 96V95H239ZM261 96H263V95H261ZM260 96V97H261ZM69 97V96H68ZM94 97V96H93ZM100 97V96H99ZM209 97H212L211 96V94L210 95H208V96H206V101L208 100V98ZM254 97V96H253ZM57 98V97H56ZM71 98V97H70ZM97 98V97H96ZM104 98V97H103ZM247 98V99H248ZM255 98H258V97H255ZM55 99V98H54ZM59 99V98H58ZM63 99V98H62ZM75 99H76V97H75ZM74 98H73V101L75 100ZM240 99V98H239ZM244 99V98H243ZM52 99H50V101H51ZM210 100H212V99H210ZM244 100H246V99H244ZM253 100V99H252ZM259 100H260V107H259V101L258 100H256V103L254 102V104H256V105H254L253 104V101H248L247 100V102L245 103L243 100H240L241 101V104L239 105V106H241L242 105V103H245V105H247L248 104V106H251V107H247L246 109L249 111V113L248 112H245V111H242L243 109H242V107L244 106V105H242V107H241V109L242 110H240V111H238V112H245V114L247 113V115H248V117H250L249 115H252L251 113H253V112H250V110L252 109V107H253V111L254 110H259V108H260V112L257 110L256 112L258 113H261V109L262 108H264V98L262 97V100L259 98ZM53 101V100H52ZM58 101V100H57ZM67 101H68V99H67ZM101 101H103L102 100V97H101ZM205 101V99H204V102H206ZM243 101V102H242ZM55 102H56V100H55ZM72 102V101H71ZM201 103H200V105H202L203 106V101H200ZM208 102V101H207ZM210 102V101H209ZM212 102V101H211ZM229 102L230 101H228V104H229ZM252 102V103H251ZM103 103V102H102ZM51 105H53L54 104V101H53V104H52V102L50 103ZM75 104V103H74ZM73 104V105H74ZM104 104V103H103ZM197 104V103H196ZM195 104V105H196ZM205 104V103H204ZM227 106H226V105ZM251 104V105H250ZM253 104V105H252ZM258 104V105H257ZM50 105V106H51ZM200 105H199V102H198V105H196V106H194L192 109H193V111L195 110V109H199V111L201 110V109H203V108H200ZM209 105H211L210 103H209ZM50 106H49V108H50ZM201 106V107H202ZM206 106V105H205ZM226 106V107H225ZM231 106V105H230ZM239 106H237L238 108V110H239ZM254 106H256L255 108H254ZM47 107V106H46ZM64 107V106H63ZM102 107V106H101ZM196 107V108H195ZM204 107V106H203ZM208 107V106H207ZM216 107V108H217ZM257 107H259V108H257ZM67 108V109H68ZM91 108V107H90ZM93 108V107H92ZM99 108V107H98ZM214 108H211L212 110L214 109ZM215 108V109H216ZM257 108V109H256ZM197 109V110H198ZM204 109L206 110V108L204 107ZM204 109H203V111H204ZM228 109H229V107H228ZM35 110V109H34ZM42 110V109H41ZM45 110H49V109H45ZM95 110H97V109H95ZM197 110L195 111V113H197ZM218 110V109H217ZM216 110V111H217ZM226 110V109H225ZM225 110H223V112H221L220 113V115L221 114H223V113H225V115H221V116H226V114H229L228 112H229V110H227V111H225ZM245 110V109H244ZM46 111V112H47ZM91 111V110H90ZM192 111V110H191ZM193 111H192V113H193ZM206 111H208V110H206ZM206 111H204V112H206ZM225 111V112H224ZM231 111H232V108H231ZM252 111V110H251ZM34 112V111H33ZM43 112V111H42ZM188 112V111H187ZM190 112V111H189ZM186 113V114H190V113ZM202 112V111H201ZM201 112H198L196 115H193V118L196 116L197 117V119H198V117H199V119H200V117H202L201 115L203 114V117L204 118H207L206 116H204V112L200 115L199 113H201ZM237 112V110H236V113H238ZM256 112H255V116H256ZM31 113V112H30ZM37 113V112H36ZM36 113H34V114H36ZM96 115H98V113L97 112H94ZM192 113L190 114V116L192 117ZM216 112H215V110H214V113H213V115L212 116H214V118L213 119H216V118H220L221 119V116L219 115L218 116V114L217 113H219V110H218V112L215 114ZM235 113V114H236ZM239 114L240 115V117L242 116V115H245V114ZM258 113V114H259ZM95 114H93V115H95ZM199 114V115H198ZM231 114V113H230ZM230 114L229 115H227V116H229V117H232L233 116V118L235 117L236 119L234 120H232V121H230V123L232 122V124L231 125H233L235 122H236V120H237V117L239 116H235V114L233 115H231L230 116ZM261 114H263L264 115V111H263V109H262V113ZM188 115H185V116H188ZM206 115H208V114H206ZM216 115L218 116V117H216ZM237 115V114H236ZM45 116V115H44ZM55 116V117H56ZM210 116H211V114H210ZM27 117V116H26ZM31 117V116H30ZM36 116H34V118H35ZM42 117V116H41ZM46 117V116H45ZM52 116H50L49 117V119L51 118ZM216 117V118H215ZM244 117H246V115L245 116H243V117H241V118H243V119H241V123H243L242 121H244L245 122V120H244ZM254 117V116H253ZM253 117L251 118V119H253ZM258 117H260V114L258 115ZM264 117V116H263ZM263 117L261 118V119H263ZM185 118V117H184ZM203 118V119H204ZM209 118V117H208ZM208 118H207V120H203L204 122L203 123H200V125H199V123L197 122V124H196V122H195V127H197V125L199 126V128H200V126H201V124H203L202 126H205V121L207 122L208 121ZM223 118V117H222ZM226 118V120H228L229 118L228 117H225ZM228 118V119H227ZM239 118V117H238ZM37 119V118H36ZM56 119L57 118H55L54 120H52V122L53 121H56ZM186 119H187V117H186ZM190 119V118H189ZM189 119H188V121H189ZM192 119V118H191ZM190 119V120H191ZM195 119V118H194ZM194 119H192V121H195ZM212 119V120H213ZM246 119V118H245ZM254 119H255V121H253V122H256L257 120H256V117H254ZM217 120H219V119H217ZM223 120V121H222ZM238 120H240V119H238ZM238 120H237V122H238ZM247 120V119H246ZM250 120V119H249ZM260 120V119H259ZM26 120H24V122H25ZM51 121V120H50ZM184 121V120H183ZM187 121V120H186ZM185 121V122H186ZM198 121V120H197ZM201 121V120H200ZM199 121V122H200ZM214 121H216V120H214ZM220 121H222L223 123H224V118L223 119H221ZM233 121H235L234 123H233ZM30 122V121H29ZM190 122V121H189ZM228 123H229V120L227 121ZM240 122H238V123H236L235 125H238ZM248 122H250V121H248ZM259 122V121H258ZM262 122V121H261ZM40 123V122H39ZM42 123V122H41ZM43 123H45V122H43ZM54 123V122H53ZM186 123H188V122H186ZM190 123H192V122H190ZM212 123V122H211ZM214 123V122H213ZM216 123V122H215ZM223 123H221V124H223ZM228 123H227V125H228ZM247 123V122H246ZM29 123H27V125H28ZM37 124V123H36ZM59 124V125H58ZM217 124H219V123H216V125ZM225 124H226V122H225ZM245 124V123H244ZM244 124L243 125H241V124H239V125H241V126H244ZM37 125H40V124H37ZM47 125V124H46ZM190 125V124H189ZM230 125V126H231ZM252 125H256V124H252ZM26 126V125H25ZM24 126V127H25ZM32 126H35L36 127V125H35V122H34V125H32ZM48 126V125H47ZM193 126V125H192ZM207 126V125H206ZM223 126H224V124H223ZM226 126V125H225ZM229 126V127H230ZM234 126V125H233ZM24 127H23V129H24ZM41 127H42V124H41ZM46 127V126H45ZM50 127H48V128H50ZM190 126H188V127H185V130H182V132L184 133V131L186 132V128H187V138L189 137V130L190 129H192V127L191 128H189ZM195 127H193V129L195 130L196 128ZM215 127V126H214ZM216 127H218L219 128V125H217ZM220 127H222V125H220ZM248 127V126H247ZM255 127V126H254ZM257 127H259L258 125H257ZM261 127V126H260ZM34 128V127H33ZM33 128L32 127H30V129L31 130H33ZM199 128H197V129H199ZM207 127H203V129L205 130ZM217 128V129H218ZM225 128L226 127H224V130H225ZM243 128H245V127H243ZM26 129H27V127H26ZM44 129H43V131H44ZM202 129V127H201V131L203 130ZM231 129V128H230ZM232 129H234L233 127H232ZM231 129V130H232ZM237 129H239V127H237ZM240 129H241V127H240ZM253 127H252V131H253ZM29 130V129H28ZM30 130V131H31ZM36 130V129H35ZM34 130V131H35ZM41 130V129H40ZM200 130V129H199ZM204 130L202 131V132H204ZM211 130H213V131H217V130H215V129H212L211 128ZM224 130H222L221 131V129L219 128V133H220V131H221V134L222 133H224ZM247 130V129H246ZM249 130H251L250 128H249ZM257 130V129H256ZM37 131H38V128H37ZM37 131H35V132H37ZM86 131V130H85ZM198 131V130H197ZM200 131V132H201ZM228 131V130H227ZM234 131V130H233ZM240 131V130H239ZM24 132V131H23ZM32 132V131H31ZM40 132V131H39ZM38 132V133H39ZM112 132H119V136H121V139H123L122 138V132H121V130L118 128V127H114L111 131H110V135H109V142L110 141H112V140H114L113 139V137L111 136L112 135ZM195 131H193V132H191V133H194ZM236 132V131H235ZM235 132H234V134H235ZM246 132V131H245ZM257 132V131H256ZM30 133V132H29ZM38 133H36V135H38ZM44 133V132H43ZM46 133V134H47ZM48 134V135H51V134ZM213 134H214V132H212ZM226 133V132H225ZM45 134V133H44ZM189 134V135H188ZM195 134V133H194ZM205 134H206V131H205ZM229 134V133H228ZM233 134V133H232ZM22 136H23V134H21ZM35 135V134H34ZM41 135V134H40ZM196 135V134H195ZM207 135V134H206ZM220 135V134H219ZM224 135H227V134H224ZM230 135V134H229ZM228 135V136H229ZM236 135H237V133H236ZM239 135V134H238ZM26 135H25V133H24V137H25ZM85 136V137H84ZM197 136V135H196ZM196 136H193V137H196ZM205 136V135H204ZM213 136H215V135H213ZM249 136V135H248ZM23 137V138H24ZM31 137H33V135L32 136H30V139H33V138H31ZM41 138H42V136H40ZM38 138L39 140H38V142L41 140V138ZM52 137V135L49 137V138H51ZM163 137H164V135H163ZM163 137H162V139H163ZM186 137V136H185ZM193 137H189L188 139H190L191 140V138H193ZM223 137H225V136H223ZM258 137H259V135H258ZM263 137V136H262ZM22 138V139H23ZM48 138V139H49ZM53 138V137H52ZM51 138V139H52ZM204 138H207V137H204ZM261 138V137H260ZM260 138H258V139H260ZM19 139V138H18ZM27 139L30 141V139H29V137H27ZM35 139H37L36 137H35ZM34 139V140H35ZM50 139V140H51ZM116 139V138H115ZM156 139V138H155ZM162 139H159V140H162ZM211 139V138H210ZM226 139V138H225ZM248 139V138H247ZM14 140V139H13ZM25 140V139H24ZM27 140V141H28ZM50 140H49V142H50ZM53 140V139H52ZM57 140V139H56ZM163 140H165V139H163ZM162 140V141H163ZM166 140H168V139H166ZM187 140V139H186ZM194 140V139H193ZM215 140H216V138H215ZM32 141L33 140H31L30 142L32 143ZM42 141V140H41ZM156 141H157V139H156ZM192 141V140H191ZM200 141V140H199ZM221 141H222V138H221ZM220 141V142H221ZM224 141V140H223ZM222 141V142H223ZM258 141V140H257ZM256 141V142H257ZM21 142V141H20ZM34 142V141H33ZM35 142H36V140H35ZM45 142H46V139H45ZM45 142H41V143H44V144H50V146L49 145H43V147H42V149L43 148H45V147H47V146H49V149L51 148V146L54 144H52V143H45ZM63 142V143H62ZM155 141H151L150 143H154ZM187 141H185L184 140V142L183 143H186ZM190 142V141H189ZM194 142V141H193ZM202 142V141H201ZM201 142H199L200 143V145H201ZM218 142V141H217ZM216 142V143H217ZM234 142V141H233ZM13 143V142H12ZM19 143V142H18ZM21 143H23V142H21ZM25 143H26V141L23 143L24 145H25ZM28 143V142H27ZM37 143V142H36ZM40 143V144H41ZM158 143V142H157ZM161 143V142H160ZM162 143H164V142H162ZM166 143V142H165ZM179 143V142H178ZM178 143H176V146H172V147H170V148H172V153L173 154H168L169 153V151H171V150H169V148H168V155L169 156H171V155H174L175 154V151L177 150V148H180V150L178 149V151H183V154H184V156H185V154L188 152L189 154L192 152V153H194L195 154V150H191L190 151V145H189V143L188 144H182L183 146H182V150H181V147H179V146H177V145H179ZM204 143H205V140H204ZM211 143V142H210ZM215 143V144H216ZM225 143V142H224ZM237 143V142H236ZM251 143V142H250ZM249 143V144H250ZM254 143V142H253ZM20 144V143H19ZM29 144V143H28ZM39 143H37V145L36 144H34V143H32V144H29L30 146H32V145H35L34 146V148L36 147V146H39L38 145ZM60 144V145H61ZM152 144H150V145H152ZM159 144V143H158ZM193 144V143H192ZM203 144V143H202ZM239 144V143H238ZM12 146H13V144H11ZM27 145V144H26ZM59 145V147H61ZM71 145V146H70ZM157 145V144H156ZM155 145V146H156ZM160 145V144H159ZM158 145V146H159ZM162 145H165V144H162ZM184 145H189V146H185L186 148H188L189 147V149H187L188 151H185L184 152V150H183V148H184ZM217 145H218V143H217ZM42 145H40L39 147H41ZM57 146V145H56ZM56 146L54 147V148H56ZM195 146V148L197 147L196 145H194ZM205 146V145H204ZM209 146V145H208ZM233 146V145H232ZM243 146H245V145H243ZM22 147V146H21ZM24 147V146H23ZM28 147V146H27ZM58 147V146H57ZM106 147V146H105ZM157 147V146H156ZM156 147H155V149H156ZM167 147V146H166ZM173 147L175 148L176 147V150L175 149H173ZM203 147V146H202ZM242 147V146H241ZM18 148V147H17ZM20 148V147H19ZM18 148V149H19ZM37 148V147H36ZM52 148H53V146H52ZM92 150H91V149ZM96 148V147H95ZM95 148H94V150H95ZM149 149H150V147H148ZM148 148H147V150H148ZM158 148V147H157ZM161 148V147H160ZM163 148V147H162ZM186 148H184V149H186ZM193 148V147H192ZM206 148V147H205ZM213 148V147H212ZM216 148V147H215ZM22 149V148H21ZM24 149V148H23ZM22 149V150H23ZM31 149L32 150H34L33 149V146H32V148H30V149H28L30 152H32L31 151ZM41 149V148H40ZM40 149H38L37 151H39ZM42 149H41V153L43 154L44 152H42ZM47 149V148H46ZM59 149V148H58ZM97 149V148H96ZM159 149V148H158ZM158 149H156L157 151H158ZM164 149H166V148H164ZM198 149V148H197ZM201 149V148H200ZM208 149H211L210 147L208 148ZM21 150V151H22ZM25 150H26V147H25ZM48 150V149H47ZM55 150V149H54ZM67 150V149H66ZM112 150V149H111ZM152 150V149H151ZM151 150H150V152H151ZM162 150V149H161ZM234 150H235V148H234ZM20 151V150H19ZM29 151H27L26 150V152H29ZM35 152H36V149L34 150ZM43 151H44V149H43ZM51 151H53V150H51ZM62 151V150H61ZM69 151V150H68ZM97 151V150H96ZM108 151V150H107ZM160 151V150H159ZM156 152V151H154V152H156L155 153V155H156V157H158V156H160V154L162 153L161 151V153L160 152ZM165 151V150H164ZM177 151V152H178ZM199 151V150H198ZM197 151V152H198ZM58 152V151H57ZM66 152V151H65ZM95 152V151H94ZM213 152H215V151H213ZM16 153H18V152H16ZM22 153V152H21ZM24 153H25V151H24ZM24 153H22V154H24ZM40 153V155H38L37 153H33L32 155H34V154H37L38 156H41L42 154ZM69 153V152H68ZM98 153V152H97ZM160 153V154H159ZM182 153V152H181ZM187 153V154H188ZM202 153V152H201ZM209 153V152H208ZM224 153V152H223ZM226 153H227V151H226ZM19 154V153H18ZM21 154V155H22ZM99 154V153H98ZM98 154H97V156L96 157H98ZM150 154H153L152 152L150 153ZM164 154V153H163ZM177 154H180V153H177ZM177 154H175L174 156L175 157H177L178 155ZM212 154V153H211ZM264 154V153H263ZM263 154H260V156H262L263 157ZM26 155H29V154H26ZM44 155V154H43ZM182 155V154H181ZM19 156V155H18ZM36 156V155H35ZM89 156V158H87ZM149 156H151L150 158H147V160L148 159H151V161H153L152 160V155H149ZM154 156V155H153ZM168 156V157H169ZM183 156V155H182ZM187 156V155H186ZM191 156H193V155H191ZM196 156H197V154H196ZM204 156V155H203ZM206 156V155H205ZM218 156V155H217ZM260 156H257V157H259L260 158ZM20 157V156H19ZM25 157V156H24ZM23 157V158H24ZM33 157V156H32ZM37 157V156H36ZM163 157V156H162ZM172 157V156H171ZM189 158H190V156H188ZM188 157H186V159L188 158ZM213 157V156H212ZM261 157V158H262ZM2 158V157H1ZM17 158V157H16ZM15 158V159H16ZM22 158V157H21ZM34 158V157H33ZM99 158V157H98ZM114 158V157H113ZM113 158H110V160L111 159H113ZM142 158V157H141ZM154 158H155V156H154ZM153 158V159H154ZM161 158V157H160ZM159 158V159H160ZM180 158H181V156H180ZM207 158V157H206ZM209 158V157H208ZM261 158H260V161H261ZM136 159V158H135ZM135 159H133V160H135ZM172 159H174V157L172 158ZM183 159V158H182ZM185 159V158H184ZM193 159H195V158H193ZM251 159V158H250ZM17 160H18V158H17ZM37 160H39V159H35L34 161H37ZM133 160H131L132 162H134ZM145 160V159H144ZM163 160V159H162ZM190 160V159H189ZM256 160V159H255ZM255 160H253V161H255ZM264 160V159H263ZM261 161V162H264V161ZM12 161V160H11ZM14 161V160H13ZM30 161V160H29ZM94 161V160H93ZM92 161V162H93ZM139 161L141 162V163H143L142 162V159L140 160L139 159ZM139 161H137L136 160V162H137V165H138V163H139ZM156 161H159L158 159L156 160ZM156 161H153V162H156ZM178 160H176V162H177ZM253 161H251L252 163H253ZM260 161L258 160V162L260 163ZM22 162V161H21ZM26 162V161H25ZM145 162V161H144ZM148 162H150V160L148 161ZM173 162H175V161H173ZM257 161H255L254 163H256ZM9 163H11V162H9ZM113 163V162H112ZM135 163V162H134ZM133 163V164H134ZM146 163V162H145ZM258 163V164H259ZM90 164V163H89ZM140 164V163H139ZM148 164V163H147ZM152 164V163H151ZM161 164H162V162H161ZM83 165V166H82ZM110 165V164H109ZM129 165H131V162H129ZM136 165V163H135V166H137ZM142 165V164H141ZM144 165H146V164H144ZM153 165H154V163H153ZM254 165V164H253ZM255 165H257V164H255ZM26 166V165H25ZM24 166V167H25ZM87 166H88V163H87ZM132 166V165H131ZM135 166H133V169H135L134 167ZM129 167V166H128ZM127 167V168H128ZM142 167V166H141ZM150 166H149V164H148V168H149ZM120 168V167H119ZM144 168H145V166H144ZM153 168H154V166H153ZM153 168L151 169V171H153ZM155 168H156V166H155ZM126 168H124V170H125ZM129 169V168H128ZM139 169V168H138ZM147 169V168H146ZM264 169V168H263ZM262 169V170H263ZM122 170V169H121ZM131 170V169H130ZM137 169H135V171H136ZM142 170V169H141ZM261 170V171H262ZM52 171V172H51ZM133 171V170H132ZM139 171V170H138ZM145 171V170H144ZM260 171V172H261ZM264 171V170H263ZM51 172V173H50ZM67 172H70L69 174H67ZM122 172V171H121ZM124 172V171H123ZM147 172H148V170H147ZM53 173V174H52ZM126 173H129V171L128 172H126ZM131 173V172H130ZM129 173V174H130ZM136 173V172H135ZM139 173H141L140 171H139ZM143 173V172H142ZM151 173V172H150ZM150 173H147V174H150ZM154 173V172H153ZM156 173V172H155ZM152 174V176H151V174L149 175V176H142L141 178H142V180L144 181L143 183H144V185H143V187L142 186H140V184H139V182L138 181H135L134 182V185L132 184V180L130 181H127L128 180V176H126V174H125V176H123V177H120V178H122V179H124L125 181H127L125 184H122V183H119V182H116V181H114V177L110 180V179H108V178H106V177H103V183H105V186L107 187V183H109V189H106V188H103L102 189V187L104 186V184H102L101 185V183L102 182H100L98 185H101V187H99V188H101V190H100V192H96L97 193V196H95L96 198H95V200H94V195L92 196V195H88V196H84V199H85V201H84V203H88V210H89V213H88V215H89V217H87V218H85L86 219V223H81V222H71V220L69 221V222H66V226H65V228L67 229V230H65V229H63V231H62V233H67V232H69L74 226H76V228H77V230L75 231V232H73V235L70 237V239L68 240V242L65 244L64 242H63V240H62V237H63V234H61V237H60V244H58L57 245V250H56V252L58 253V254H60V255H65V254H67L68 253V247H67V245L72 241V240H75V241H77L78 242V240H81V237L82 236H84V235H88V238H90V239H93V240H95V241H97V240H99V242L105 247V249L107 250V255L106 256H112V255H120L121 257L124 255V250H126V248H125V245H124V240H123V236H122V234L120 233V231L123 233V235L127 238V241H128V246L131 248V252H132V255H133V257H134V264H172V260H173V256H171V251H170V249L168 248V246H167V242H166V238H165V233H166V230H167V228H169L170 230L171 229H174L173 227H174V219H173V216H169V214H163V213H160V214H158L159 213V211H157V210H159V209H162L163 210V205L160 203V205L162 206V208H161V206L159 207L158 206V208L156 207V205H155V207L157 208V210H156V212H157V214L156 215H154V217H152V220L151 221H153V224H152V226L151 227H149L147 230L145 229V230H143V234H141V230H140V228H139V221H140V216H141V207H142V209L144 208V207H146L147 209L149 208V207H147V206H145L144 204L145 203H149V202H151L152 200H153V202H156L157 200H159V197L161 198V197H167L166 195H164V194H160V196H158V198H157V196H156V198H155V194H158V191H160L163 187H164V185H167V187H168V190H170V193L172 194V195H175V188L176 187H178L177 186V181H175L173 184H172V182H167L166 184L164 183V182H166V181H164V177L165 176H156V174ZM259 173V172H258ZM264 173V172H263ZM67 174V175H66ZM123 174V173H122ZM128 174V175H129ZM255 174V176H256V174L257 173H254ZM260 174V173H259ZM124 175V174H123ZM143 175H145V174H143ZM155 175V176H154ZM253 175V174H252ZM61 176V177H62ZM67 176V177H66ZM258 176V175H257ZM260 176H262V175H260ZM263 176H264V174H263ZM60 177V178H61ZM93 177V176H92ZM131 177V176H130ZM140 177V176H139ZM49 178H51V177H49ZM60 178L59 179H57V180H60ZM132 178V177H131ZM131 178H129V179H131ZM135 178V177H134ZM52 179V178H51ZM127 179V180H126ZM43 180V179H42ZM202 180V179H201ZM51 181H53V179L51 180ZM56 180H54V182H55ZM169 181H171V180H169ZM120 182H122V181H120ZM124 182V181H123ZM198 182V181H197ZM203 182V181H202ZM52 183V182H51ZM205 183H208V182H205ZM89 184V183H88ZM94 184V183H93ZM107 184V185H106ZM193 184V183H192ZM195 186L197 185H199L200 183L198 182V183H196V181H195ZM42 185V184H41ZM48 185V184H47ZM97 185V186H98ZM121 187H120V186ZM15 186V185H14ZM97 186H94V188H96ZM124 186H126V189L129 191V192H133V191H137L138 190V192H139V195H138V198H137V202L136 203H134L135 204V206H137L136 207V209L134 208L135 206H133V204H131V206H130V208H129V206H128V204H127V206H126V209H124V211H122L121 209H119V208H117V202H116V199L118 200V198H121L122 199V197H123V195H126V192H125V190L126 189H124L125 187ZM205 186V185H204ZM204 186H201V188L200 189H202ZM74 188V185H73V183H72V180H70L69 182H68V185H67V190L69 189V188ZM123 187V188H122ZM172 187H174V189L173 190H171V188ZM182 187V186H181ZM180 187V188H181ZM15 188L17 189V191H20V193H18V194H16L17 195V198H19V201L20 202H23V204H24V202L26 201V202H30V203H28V205L30 204H33V206L32 207H34V208H36V210L35 211H31L30 209H29V207H27V209H29V212H31L30 214H33L34 215V218L35 217H37V218H40V220H41V222H42V219H44V218H47V216H48V214H49V211L48 212H41L40 213V211L38 210L39 208L36 206V205H40V204H47V203H49V202H51V198L54 196V193H52V190H42V189H39V187H38V183L36 182V184L32 187V188H29V189H18L16 186H15ZM33 188H36V189H34L33 191L34 192H37L38 194L37 195H32L33 193L31 192L32 191V189ZM98 188V187H97ZM99 188H98V190H99ZM108 188V187H107ZM122 188V189H121ZM205 188V187H204ZM264 188V187H263ZM136 189V190H135ZM144 189H146L148 192H149V194H150V198L151 199H147V198H144V195H143V190ZM122 190H124V192L122 191ZM126 190V191H127ZM75 191H77V192H80L79 194H81V195H83L84 194V190H83V187L81 188V190H75ZM146 192V191H145ZM99 193V194H98ZM186 193H188V192H186ZM128 194V193H127ZM132 194V193H131ZM246 194H247V192H246ZM264 194V193H263ZM120 195V196H119ZM169 195V194H168ZM177 195V194H176ZM175 195V196H176ZM261 195V194H260ZM29 196H31V197H29ZM128 197V196H127ZM196 197H198V196H196ZM203 197H204V195H203ZM264 197V196H263ZM125 198H126V196H125ZM129 198V200H130V197H128ZM127 198V199H128ZM182 198H185V197H182ZM198 198H200V197H198ZM124 199V198H123ZM162 199V198H161ZM209 199H210V197H209ZM209 199H207V200H209ZM252 199V198H251ZM128 200V201H129ZM132 200V199H131ZM134 200V199H133ZM136 200V199H135ZM151 200V201H150ZM180 200V201H179ZM181 198L180 199H178V203H180L181 202ZM254 200V199H253ZM94 201H96V202H94ZM127 201V200H126ZM127 201V202H128ZM161 201V200H160ZM174 201H176V200H174ZM185 201H187V200H185ZM249 201V199L247 200V202ZM264 201V200H263ZM18 201H16V203H17ZM25 202V203H26ZM47 202V203H46ZM122 202V201H121ZM125 202V201H124ZM132 202V201H131ZM158 202V201H157ZM156 202V203H157ZM172 202V201H171ZM170 202V204H173V203H171ZM198 202V201H197ZM201 202V201H200ZM19 203V202H18ZM17 203V204H18ZM129 203V202H128ZM177 203V202H176ZM175 202H174V204H176ZM16 204V205H17ZM21 205H23L22 203H20ZM20 204H18L17 206H19V207H21V205ZM125 204V203H124ZM129 204V205H130ZM154 205V203H152L151 202V205ZM159 204V203H158ZM181 204V203H180ZM190 204V203H189ZM206 204V203H205ZM207 204H209L210 205V203H207ZM27 205V206H28ZM147 205V204H146ZM168 205V204H167ZM216 205V204H215ZM215 205H212V206H214L215 207ZM219 205V204H218ZM217 205V206H218ZM220 205H222V204H220ZM149 206V205H148ZM177 207H180V208H182V206L181 205H176ZM208 206V205H207ZM211 206V205H210ZM209 206V207H210ZM224 206V205H223ZM124 207V206H123ZM133 207V209H135V210H131V208ZM164 207H165V205H164ZM168 207V206H167ZM201 207H203V205L201 206ZM200 207V208H201ZM26 208V207H25ZM30 208H31V206H30ZM38 208V209H37ZM152 208V207H151ZM170 208V207H169ZM204 208H206V206L204 207ZM218 208H219V206H218ZM217 208V209H218ZM244 208V207H243ZM23 209V208H22ZM123 209V208H122ZM209 209H211V208H209ZM213 209V208H212ZM220 209V208H219ZM218 209V210H219ZM226 209V208H225ZM224 209V210H225ZM246 209V208H245ZM253 209V208H252ZM251 209V210H252ZM264 209V208H263ZM13 210H15V209H13L12 208V210H11V213H13ZM153 210V209H152ZM154 210V211H155ZM166 210H169V209H166ZM208 210V209H207ZM218 210H217V214H218ZM230 210V209H229ZM239 210H241V209H239ZM260 210H262V209H260ZM17 211V210H16ZM47 211V210H46ZM143 211V210H142ZM213 211V210H212ZM215 212H216V210H214ZM213 211V212H214ZM225 211H227V210H225ZM231 211V210H230ZM252 211H254V210H252ZM251 211V212H252ZM258 211V210H257ZM256 211V212H257ZM151 212V211H150ZM193 212V211H192ZM204 212V211H203ZM206 212V211H205ZM222 212V211H221ZM220 212V213H221ZM236 212V211H235ZM238 212H241V211H238ZM237 212V213H238ZM146 213H147V210H146ZM199 213V212H198ZM224 213V212H223ZM223 213L222 214H220V215H222V217H223ZM229 213V211H227V214ZM254 213H255V211H254ZM261 213V212H260ZM259 213V214H260ZM28 213H26V215H27ZM98 214L100 215V218H99V216H98ZM143 214V213H142ZM149 214H151V213H149ZM207 214H209V213H207ZM211 214V213H210ZM209 214V216H211V215H213V213L210 215ZM226 214V213H225ZM224 214V215H225ZM231 214H233L232 213V211H231ZM241 214V213H240ZM257 214V213H256ZM259 214H258V216H259ZM22 215V214H21ZM153 215V214H152ZM180 215H184L187 219H190L191 220V218H189L188 217V215H186L185 213H180ZM220 215H218V217L217 218H219L220 217ZM32 216V215H31ZM101 216H102V219H101ZM147 216V215H146ZM164 216V217H163ZM175 216V215H174ZM206 216H208V215H206ZM205 216V217H206ZM226 216V215H225ZM230 216V215H229ZM229 216H228V218H229ZM234 217L235 216H237V214L236 215H233ZM91 217V218H90ZM168 217H172V218H168ZM213 219L216 217L215 215H214V217L213 216H211ZM211 217H209L210 219H211ZM222 217L220 218V220L222 219ZM198 218H201V217H198ZM207 219H208V217H206ZM205 218V219H206ZM225 217H223V219H224ZM238 218V217H237ZM236 218V219H237ZM147 218L145 217V220H146ZM149 219V218H148ZM202 219V220H201ZM200 219V221H203V219H204V217L203 218H201ZM209 219V220H210ZM216 219V218H215ZM222 219V220H223ZM231 219H232V215H231ZM236 219H233L234 220V223H235V220ZM225 220H226V218H225ZM225 220H223V222H225ZM31 221V220H30ZM147 221V220H146ZM149 221V220H148ZM207 221V220H206ZM205 221V222H206ZM214 221V220H213ZM215 221H217V220H215ZM214 221V222H215ZM240 222L238 223V221H236L237 223H238V227L240 228V230L243 232V230L242 229H244V227H243V223H242V221L241 220H239ZM145 222V221H144ZM150 222V221H149ZM148 222V223H149ZM210 221H208L207 223H209ZM219 222V221H218ZM231 222V221H230ZM30 223V222H29ZM143 223V222H142ZM147 223V222H146ZM148 223L146 224V227H148ZM203 223H204V221H203ZM202 223V224H203ZM206 223V224H207ZM144 224V223H143ZM143 224H142V227L144 228L145 226H143ZM150 224V223H149ZM210 224H212V223H210ZM216 225H217V222L215 223ZM214 224V225H215ZM54 225V224H53ZM197 226H198V223H197ZM206 226V228H207V225H205ZM209 226H212V225H209ZM208 226V227H209ZM145 227V228H146ZM202 227L204 228V225H202ZM215 226H213V228H214ZM219 227V228H218ZM217 228L220 230V226H218ZM210 228V227H209ZM50 229V228H49ZM184 229V228H183ZM50 231V230H49ZM49 231H47L48 233H49ZM99 231H103L104 233H105V238H103L102 240H100L99 239V237H97V236H95L93 233H96V232H99ZM179 231V230H178ZM205 231H206V229H205ZM212 231V230H211ZM218 231V230H217ZM222 231V230H221ZM220 231V232H221ZM245 231V230H244ZM57 232H60V231H58L57 229H56V227H55V225H54V228L52 229V237L54 236V235H56L57 234ZM117 232V236H119V237H117V236H115L114 234ZM225 233V232H224ZM240 233V232H239ZM239 233H237V234H239ZM206 234V233H205ZM236 234V233H235ZM191 235V234H190ZM213 235V234H212ZM217 235V234H216ZM230 235V234H229ZM232 235V234H231ZM242 235V234H241ZM250 235V237H253L252 239H255V237H254V235L253 234H249ZM132 236L134 237V238H132ZM186 236H188V235H186ZM192 236V235H191ZM194 236V235H193ZM214 237H215V235H213ZM218 237H219V235H217ZM221 236H222V234H221ZM246 236L248 237V235L246 234ZM47 237V236H46ZM140 237L142 238V240L141 241H144L143 243L144 244H142V242L140 241ZM190 237V236H189ZM195 237V236H194ZM230 237H232V236H230ZM243 236H241L240 238H242ZM188 238V237H187ZM190 238H192V237H190ZM233 238V237H232ZM136 239V240H135ZM194 239L195 238H193V241H194ZM226 239H227V237H226ZM231 239V238H230ZM229 239V240H230ZM221 240V239H220ZM189 241H191V240H189ZM213 241H214V239H213ZM240 241V240H239ZM239 241H237L235 244H236V246H238L239 245ZM225 242V241H224ZM227 242V241H226ZM218 243H219V247H222V246H224V244L223 243H221L220 241H218ZM217 243V244H218ZM249 243V242H248ZM217 246V245H216ZM241 246V245H240ZM239 246V247H240ZM234 247H235V245H234ZM238 247V248H239ZM210 248V247H209ZM212 248V247H211ZM237 248V249H238ZM221 249V248H220ZM211 250V249H210ZM209 250V251H210ZM155 252V253H154ZM233 247H232V244H230V243H227L226 244V246H225V248H224V251H223V253H220V254H217V255H214V258H213V261H211L210 263H208V262H206V261H203V260H201V262L200 263H197V264H226V263H228L230 260H231V258H232V254H233ZM157 254V255H156ZM201 255H203V254H201ZM181 256V255H180ZM206 256V255H205ZM62 257V256H61ZM199 257V256H198ZM116 261H118V259H115ZM183 260H184V257H182V258H178V262H181V264H182V262H183ZM189 262H190V260H188ZM175 262V261H174ZM195 262V261H194ZM191 263V262H190Z\"/></svg>",
    "mask_w": 264,
    "mask_h": 264
},
{
    "label": "clouds",
    "instance_id": "3",
    "mask_svg": "<svg viewBox=\"0 0 264 264\" xmlns=\"http://www.w3.org/2000/svg\"><path fill=\"white\" fill-rule=\"evenodd\" d=\"M258 5L264 6V0H257ZM183 8L181 11H186L188 8L191 7V0H182ZM77 230L76 226H74L69 232H67L63 237L62 240L66 244L70 237L73 235V232ZM120 233L123 236L124 245L126 248V252L124 255V264H134V257L131 252V248L128 246L127 238L123 235V233L120 231ZM95 236L99 237L100 240L105 238V233L103 231H99L96 233H93ZM117 236V232L114 234ZM119 237V236H117ZM120 238V237H119ZM88 235H84L81 237V240L87 241ZM94 247L96 249V254L90 258V264H106V253L107 250L105 247L99 242V240L94 242ZM78 258V254H72L69 256L64 257V260L68 261V264H75V260ZM64 260L62 261V264H64Z\"/></svg>",
    "mask_w": 264,
    "mask_h": 264
}]
</instances>
